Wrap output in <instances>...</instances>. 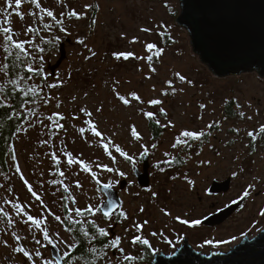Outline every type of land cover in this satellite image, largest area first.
I'll return each instance as SVG.
<instances>
[{
	"label": "rangeland",
	"instance_id": "obj_1",
	"mask_svg": "<svg viewBox=\"0 0 264 264\" xmlns=\"http://www.w3.org/2000/svg\"><path fill=\"white\" fill-rule=\"evenodd\" d=\"M28 1L22 0L21 8L17 9L14 0H11L12 7L9 9V0H0V28L10 27L14 37L19 38H22L26 25L33 28L34 22L31 21L36 22L39 9ZM53 1L54 8H45V1L38 0L45 9L66 16L69 11H76L80 16L79 19L67 16L68 36L74 43L80 38L85 40L86 55H79L83 51L79 45L66 46L67 59L54 78L48 66L58 60V51L50 56L49 65L48 62L45 64L46 74L40 80L36 77L33 81L32 78L26 81L31 85H38V82L58 84L60 91L48 94L46 99H51L45 105L40 95L35 97L32 109L29 104L23 107L22 111L29 121L13 135L12 156L7 161V171L0 170V264H7V257L11 255H14L12 264H57L51 258L52 246L43 240L42 231L31 222L24 223L27 215L44 221L41 229L48 230L63 261L70 262L64 261L63 264H83L71 256L76 243L64 228L65 224L83 220L104 227L109 233L108 238L121 240L119 248L123 249V253L119 248L109 246L99 264H126L125 255L134 258L140 248L146 246L139 243L133 245L131 240L135 236L148 240L147 246H150L153 255L161 251L173 252L180 245L181 237L191 233L181 227L178 219L170 221L171 218L189 216L191 221H196L210 212L212 206L215 210L230 202H239L245 191H248L250 200L233 219L245 225L236 234L246 229L251 232V238L254 233L257 236L264 226V215H261L264 212V132L261 131L264 129V78L259 76L258 71L222 79L214 77L193 52L187 30L179 27L173 18L176 12L179 15L181 11L180 0H98L93 18L95 23L89 36H82L80 32L89 33L83 24L84 17L88 21L92 18L88 7L79 12L70 6L68 0ZM90 2L87 0L88 5ZM80 4L84 5L82 2ZM17 12L21 15H16ZM27 12H32L34 18L25 16ZM174 26L177 31L171 33L173 43L169 47L162 46L160 35L167 28L174 29ZM30 40L31 43L25 42L27 49L36 44V40ZM133 40L136 42L133 43ZM148 43L163 50L161 57L157 58L154 51H147ZM3 47L0 34V68H3ZM92 52H95V56ZM121 53L132 55L127 60L122 56L116 59V55ZM148 56L153 57L151 61L147 59ZM153 67L155 72L151 71ZM80 70L94 77L82 79ZM176 72L191 83L181 82L174 75ZM67 75L71 80L67 79ZM6 80L4 72L0 71V82ZM65 82L67 85H64ZM133 93L140 97L139 101L132 99ZM120 96L128 99L129 104L125 105L118 98ZM151 99H161L163 103L153 106L149 104ZM61 103L63 105L57 107ZM230 103L233 105L232 116L227 117L224 107ZM161 108L167 115L160 112ZM146 111L154 113L151 121L156 123L159 120L160 123L156 125L163 130L157 142L150 143L153 162H161L162 165L171 161L169 164L173 170L169 172L170 176L157 179L154 183L156 198L133 192L125 195L121 212L127 219L120 217V212L107 220L99 213L90 215L84 210L99 207L105 198L98 191L100 185L107 183L117 189L119 153L115 151V146L129 151L131 156L136 147H144L149 137L148 118L143 115ZM87 112H91L92 116H87ZM54 114H59L63 119H50ZM89 120L96 124L103 139L95 137L88 129ZM60 124L62 128L58 127ZM81 128L85 129L83 134ZM133 128L140 135L139 140L132 137ZM184 131L203 135L199 140H189L187 144L174 148L172 145L177 138L184 139L180 135ZM248 133L253 135L249 136ZM108 141L112 143L105 152L102 145ZM65 153H71L74 159L88 164L91 174L82 171L79 164H73L69 169ZM53 155L60 161L59 165L52 159ZM100 166L111 167L114 171H104ZM17 167L20 168L19 173ZM58 170L64 171L66 176L60 177ZM21 174L33 191L38 193L40 200L28 191L20 179ZM92 174L99 179V185L92 179ZM230 175L234 179L226 180ZM215 181H229L226 191H230L229 194L216 199L206 197ZM77 182L81 185L79 188L76 187ZM65 187L68 189L66 192ZM198 198H202V201L199 202ZM151 199H155V202L151 203ZM16 204L21 205L26 215L17 213ZM208 206L211 207L208 209ZM78 209L83 215H76ZM57 215L61 217L60 220L55 219ZM114 223L118 224L113 234L111 229ZM137 225L142 226L139 231ZM229 227L230 224L213 234L218 237L228 234ZM156 234L162 235L160 241L156 240ZM166 234L176 238L173 242H165ZM205 238L202 235L194 236L193 241L198 245L189 241L193 248L200 251L204 246L202 239ZM37 239L41 241L40 244L36 243ZM61 240L65 243H60ZM241 241L242 238L236 235L232 242L223 245L207 242L201 253L226 254ZM73 243L75 247H66V244ZM16 247L25 248L33 260L27 261L22 254L16 253ZM37 251L40 256L35 255ZM86 251L88 264H93L92 244ZM65 252L69 254L65 255Z\"/></svg>",
	"mask_w": 264,
	"mask_h": 264
},
{
	"label": "water",
	"instance_id": "obj_2",
	"mask_svg": "<svg viewBox=\"0 0 264 264\" xmlns=\"http://www.w3.org/2000/svg\"><path fill=\"white\" fill-rule=\"evenodd\" d=\"M181 11L176 19L179 27L185 28L191 39L192 50L206 65L213 76L222 79L258 71L264 78V0H180ZM59 45V58L49 65L52 76L67 57L65 44ZM141 188H148L147 175L139 176ZM229 181L213 182L210 195L227 193ZM105 201L100 214L108 210L111 202L113 209L109 217L120 212L122 202L117 191L111 187H99ZM245 198L223 209L215 216L204 220L205 226H218L226 221L244 203ZM115 216V215H114ZM104 217V216H103ZM105 218V217H104ZM114 224L111 232L114 234ZM171 255H160L153 264H264V226L260 233L249 240L239 243L227 252L210 254L192 250L187 242ZM51 258L57 264L63 259L56 248H51Z\"/></svg>",
	"mask_w": 264,
	"mask_h": 264
},
{
	"label": "trees",
	"instance_id": "obj_3",
	"mask_svg": "<svg viewBox=\"0 0 264 264\" xmlns=\"http://www.w3.org/2000/svg\"><path fill=\"white\" fill-rule=\"evenodd\" d=\"M44 1H45V8H54L53 0H44ZM68 2L71 7L77 9L79 12H81L84 8L88 7L89 9L88 13L92 16V18L90 21H88L87 18L83 16L85 19L83 24H84V29H88L89 33L86 31L84 33L82 31L80 32L82 36L83 35L89 36L92 31V26L94 27L93 18L95 16V11L98 8L99 1L91 0L89 5L87 3V0H68ZM81 2L84 4L83 6L80 4ZM28 3L31 4L30 0L28 1ZM54 15L58 20L63 21L62 26L66 29V32H61L59 30L61 25L56 24L51 18H48L46 16V13L42 15V13L39 10L36 22L31 21V23L34 22V27L32 28L31 25H26L24 28L25 29L24 32L21 34L22 38H19V36L14 37V39H17L19 41H25L26 43H28L29 39L36 40L35 45L37 47L36 48L31 47L29 49V51L31 52L30 57H25L23 55H20L19 58H17L16 51L10 49L13 52V55L9 56L8 59H5V56L7 54L3 50L4 60L2 66H4V64L8 65V69L3 71L4 76L6 77L7 80L4 83L0 82V88H3V91L0 92V170H2L3 172L7 171V161L12 156L11 146H12L13 135L20 128L21 125L29 121V117L26 115L25 112L22 111V109L27 104H29L30 109H32L35 104V97H37L32 95L31 92H29L27 96H25L24 94L25 91H27L29 86L31 85V83L30 84L26 83V81L29 80L28 77H31L32 81L35 80L36 77L39 79L42 78L46 74L45 64L48 62L49 65L50 56L54 55L55 52L59 51L60 43L62 42L64 43L67 39H70L71 43L65 44V46L72 47L74 45H79L83 50L79 55L83 57L86 55L84 53L85 45H86L85 40L80 38L79 40L76 41V43H74L71 37L68 36L69 31L67 29V26L69 23V18L66 15L58 12H54ZM25 16L31 19L34 18L32 12H27ZM43 16L44 18H41ZM177 17L178 15L176 12L173 18L176 20ZM45 25H51V28L46 29ZM28 28H32L34 30L31 33V35H29V33L27 32ZM174 29L173 27L167 28L166 31L160 35V43L162 46L169 47L173 43L171 33L177 31L175 26ZM79 41H84V43L81 44L79 43ZM39 48H43L44 51L40 52ZM27 61H30L31 67L35 68L33 73L27 72V68L29 66V63ZM36 71H39L40 74L36 75L35 74ZM5 72L7 74H5ZM82 74H83L82 79L94 77L83 71ZM69 76H67V79L71 80ZM20 77H25V79L20 80L19 79ZM14 79L17 81L16 85L10 83V81ZM21 81H24L23 85H20ZM62 105L63 104L61 103L59 106L61 107ZM231 110H233L232 103H230L229 105H225L224 112L226 113L227 117L232 116ZM151 127L152 130L155 131L156 136H159L161 132H163V130L160 129L158 126L154 125ZM64 228L71 229L70 231H68V233L71 234L73 241L76 243L74 253H72L74 258L78 261L80 260L81 263L83 264H88L87 262L88 252L86 250L88 246L92 244L91 254L93 255L92 257L93 264H99L100 260L104 257L105 252H107L106 248L109 247L107 246L109 245L107 243L108 236L102 237L97 232L98 228H104V227L99 226L95 222L89 223V221L83 220L82 222L79 223L76 222V223L65 224ZM84 232H88L89 236L85 237ZM92 237H94V239Z\"/></svg>",
	"mask_w": 264,
	"mask_h": 264
},
{
	"label": "snow or ice",
	"instance_id": "obj_4",
	"mask_svg": "<svg viewBox=\"0 0 264 264\" xmlns=\"http://www.w3.org/2000/svg\"><path fill=\"white\" fill-rule=\"evenodd\" d=\"M31 4L35 5V7L37 9L40 10L41 13H46V16L48 18H51L56 24L58 25H61L60 26V31L61 32H66V29L62 26L63 25V21H60L56 18V16L54 15V12L51 11V10H48V9H45L43 7H41V4L38 2V0H30ZM14 3H15V7L17 9L21 8V4H22V0H14ZM12 7V2L11 0H9V3H8V8L11 9ZM16 15L20 16L21 13L17 12ZM67 16L68 17H75L77 19L80 18V16L78 15V13L76 11H69L67 13ZM21 18H23L21 16ZM43 18V17H41ZM5 23H7V21H5ZM93 23H95V21H93ZM45 28L46 29H50L51 28V25H45ZM34 30L32 28H28L27 29V32L29 34H31ZM141 31H148V29H141ZM0 34H2V41H3V44H4V52L7 54L5 56V59H8L9 56L13 55V52L11 50H15L16 53H17V58H19L20 55H23L25 57H30L31 56V52L29 51V49L26 48L25 46V41H19L17 39H14V33L12 31V29L10 27H2L0 28ZM133 43H135L136 41L133 40L132 41ZM28 43H31V40L29 39L28 40ZM79 43L83 44L84 41H79ZM37 46L35 44H33V48H36ZM146 48H147V51L148 52H153L154 51V54L157 58L161 57L162 53H163V50L162 49H158L156 48V46L152 43H148L146 45ZM11 49V50H10ZM39 51L40 52H43L44 49L43 48H39ZM89 51H92L91 49H89ZM92 55L95 56V52H92ZM132 54L131 53H121V54H118L116 55V59H120L121 56L123 57V59L127 60L129 59V57L131 56ZM90 59V57H88ZM152 56H148L147 59L149 61L152 60ZM42 59V58H41ZM29 63V66L27 68V72L28 73H33L34 72V69L31 67V62L30 61H27ZM6 69H8V65L7 64H4L3 68H0V71H5ZM151 71L155 72L156 69L153 67L151 68ZM5 74H7L5 72ZM36 75H39L40 72L39 71H36L35 72ZM174 75L181 81V82H187V83H191L190 81H186L185 80V77L179 73V72H176L174 73ZM20 80H24L25 77H20L19 78ZM28 79H31V77H28ZM10 83H12L13 85H16L17 81L14 79V80H11ZM171 86V84L169 85ZM39 85H30L28 90L25 91V96L28 95L29 92L32 93V95L34 96H38L39 95V92L37 91ZM47 87L48 88H57L59 87L58 84H54V83H50V84H47ZM3 91V88H0V92ZM125 105H128L129 104V100L128 99H125L123 96H120L118 97ZM48 99H51V97H49ZM48 99H45V104L48 102ZM132 99L133 100H136V101H139L140 100V97L138 95H136L135 93L132 94ZM163 103V101L161 99H151L149 101V104L150 105H161ZM57 107H59V104H57ZM201 107H203V105H201ZM81 111H85L84 109H81ZM160 112L164 115H167L164 110L161 108L160 109ZM35 114V113H33ZM87 116L91 117L92 116V113L91 112H87L86 113ZM144 117L148 118L149 120H152L154 118V113L151 112V111H146L143 113ZM241 115H243V113H241ZM50 119H55V120H62L63 117L60 116L59 114H54V117H50ZM157 124H159V120L156 121ZM88 124V129L91 130L92 134L95 136V137H100L101 139H103V136H102V133L100 131L97 130V126L96 124L92 123L90 120L87 122ZM58 127L62 128L63 125L60 124L58 125ZM209 127H211V125H209ZM262 132H264V129H261ZM80 132L81 134H83L85 132V129L84 128H81L80 129ZM132 137H134L135 139L139 140L140 139V135L137 133L136 129L133 128L132 129ZM181 137H183L184 139H180V138H177L175 143L172 145L174 148L177 146V145H182V144H187L189 140H193V141H196V140H199L200 137L203 135V133H197V132H194V131H184L182 132L181 134ZM249 136H252L253 134L252 133H248ZM112 141H108L107 143L103 144V148L105 150V152H108V145L111 144ZM153 148L156 147V145H152ZM115 151L117 153L120 154L121 157H123L125 160H130L131 157L129 156V154H127L126 152H124L119 146H115ZM66 157H67V166L69 169H71L72 165L73 164H79L80 165V168L82 171H85V172H89L91 174V169L89 168L88 164L84 163L82 160H79V159H74L73 158V155L71 153H65ZM13 159H15V157H13ZM52 159L56 162L57 165L60 164V161L57 159V157L55 155L52 156ZM113 162H115L113 160ZM167 163H171V161H167ZM102 167V169L104 171H107V172H113L114 170L111 168V167H107V166H100ZM16 171L19 173L20 172V168L17 167ZM58 175L60 177H65L66 176V173L64 171H59L58 170ZM120 175H123V173H120ZM20 179L25 183V185L27 186V189L28 191L37 199V200H40V196L38 195V193H36L35 191H33V187L29 184V182L25 179V177L21 174L20 175ZM92 179L95 180V182L99 185L100 184V181L99 179L94 175L92 174ZM55 182V181H54ZM189 183H192V181H188ZM62 183V181H61ZM81 185L79 182H77L76 184V187L79 188ZM102 187L107 190L108 188L111 187V184H103ZM64 191H68L67 187H65ZM249 193L248 191H245L244 192V195L241 197V199H243L244 197L248 196ZM75 202V201H74ZM113 204L111 202H108L107 204V209L108 210H105L103 211V216L105 218L109 217L110 214H111V210L113 209ZM15 208L17 210V213L21 216H24L26 215L24 209L21 208V205L20 204H16L15 205ZM84 211H86L87 213H89L90 215H93L95 216L96 213H99L101 212V208L99 207H87ZM141 211H143V209H141ZM167 214V213H166ZM76 215L77 216H81L83 215V212H81L79 209L76 211ZM261 215H264V212L261 213ZM121 216H124L125 219H127V217L125 216V214L123 212H121ZM55 219L56 220H60L61 217L60 216H55ZM28 222H31L32 225L35 226L36 229H40L43 233V240L47 241V243L49 245H51L53 248H56L57 245L53 242V240L50 238V235H49V232L47 229H41V225L44 223V221L42 219H38V218H34L32 215H27L26 216V220L24 221V223H28ZM9 223H11V221H9ZM77 223H79V221H77ZM89 223H92L91 221H89ZM146 223V222H145ZM180 223H185L184 220H181ZM198 223V221L196 222ZM141 225H137V231H139L141 229ZM71 229H66V231H70ZM97 232L99 233L100 236L102 237H107L109 235V233L104 229V228H98L97 229ZM57 235V239H59V233L56 234ZM84 236L85 237H88L89 236V233L88 232H84ZM94 239V237H92ZM17 240L19 241V237H17ZM36 243L37 244H40L41 241L39 239L36 240ZM60 243H65V241L61 240ZM121 243V240L120 238H116L114 240H112L110 242V245H107V246H110L112 248H119V245ZM131 243L133 245L135 244H141V245H147L148 244V240L146 239H142L140 236H135L132 240H131ZM66 247L68 248H71V247H75V244H66ZM14 251L16 253H20L22 254V256L24 258H26L27 261H32L33 260V256L27 251L25 250V248L23 247H16L14 248ZM119 251L123 252V249L122 248H119ZM69 253L65 252V255H68ZM36 256H40V252L37 251L35 253ZM124 260L125 261H132L134 258L132 256H128V255H125L124 257Z\"/></svg>",
	"mask_w": 264,
	"mask_h": 264
},
{
	"label": "flooded vegetation",
	"instance_id": "obj_5",
	"mask_svg": "<svg viewBox=\"0 0 264 264\" xmlns=\"http://www.w3.org/2000/svg\"><path fill=\"white\" fill-rule=\"evenodd\" d=\"M56 75H57V72L55 73L54 76H51V77L54 78ZM67 76H69V75H67ZM65 81H67V79ZM38 85H39V87L37 89V91L39 92L38 96L42 95V101H45L48 94H53V93H57L60 91L59 87H57L55 89L48 88L47 84H45L44 82H38ZM64 85H67V82H65ZM43 105H45V102H43ZM154 125L157 126L155 122L149 121V119H148L147 128H148L149 137H148L147 141L144 142L143 148H140V146L136 147V149L134 151L135 153L133 156L130 155L129 151L126 152L131 157L130 160H125L119 154V159H118L119 170H118V174L116 175V180H117V186L116 187H117V189H115L112 186H111V188L117 191L118 197L122 202V206L120 209V217H121V210L124 206V199L123 198L125 197V195H127L130 192H133V193L140 194V195H149V197H151V198H153L155 196V198H156V193H154V183L156 182L157 179L162 180L163 178H168L170 176L169 172L173 170L172 165L169 163H163L162 165H160L161 162L158 164L153 162V154L150 151V147H151L150 143L151 142H157V139L162 134V132H161V134L159 136H156L155 131L152 130V127H151ZM161 138H162V136H161ZM120 173H123V175H120ZM143 174L147 175L148 188H146V189L141 188L140 184H139V176L143 175ZM232 179H234V177L233 176L231 177V175H230V176H227L226 180L230 181ZM218 182L222 183L223 181H218ZM211 186H212V184H211ZM211 186L209 187V190H210ZM209 190H208L206 197H213L214 199H216V197L221 196L223 194H229V192H230L229 191L227 193L210 195ZM244 198H245V201L240 206L241 208H238L239 210H237L226 221H224L222 224H220L218 226H205L203 224V222L205 219H207L211 216H215L216 214L223 211V209L227 208L226 206H228L229 204L230 205L234 204L233 202H235V201L230 202L225 206L223 205L219 208H216L215 210L213 209L214 208L213 206L212 207L208 206V209L211 207V211L207 212L205 215L201 216L196 221H191L189 216L178 215L175 218H171L170 221L177 220V219L179 221L184 220L185 223H181L182 224L181 227L185 228L189 233H191V235H184L181 237L182 241H181L180 245L173 252H175L176 250L183 247L185 244L184 242H187L186 244L192 250H194L196 252H201V251H204L203 247L208 245L207 242H209L212 245H215V244L223 245V244L232 242L234 240V238L236 237V235H237V237L240 236L242 238L241 242H244V240H246L248 238L250 240L251 239V237H250L251 232L246 231V229L244 231L240 232L239 234H236L240 231L241 227L244 226L245 224L241 221H239V222L233 221V219L235 218L237 213H239L241 210H243V208H245L246 204L250 200L248 196H246ZM198 201L201 202L202 198H198ZM150 202L151 203L155 202V199H151ZM140 206H142V203H140ZM119 220L120 219L118 218L117 221H119ZM197 221H198V223H196ZM229 224H230V227L228 229L229 230L228 234H224L221 237H218L217 235L215 236L213 234L214 231L223 229L224 227H228ZM120 225H121V223H120ZM228 230H226V231H228ZM199 235L206 236L205 239H202L204 242V246L201 247L200 251L193 248L191 246L192 243L189 241V240H191L193 243H195L193 241V238H194V236L198 237ZM155 237H156L157 241H160L162 235L156 234ZM113 238L110 239L107 237V243L109 244L113 240ZM175 238L176 237H173V235H171V234H168V235L166 234L165 235V242H167V241L173 242V240ZM164 245H165V243H164ZM195 245H198V243H195ZM149 252H150V255H149ZM173 252L164 253L161 251V252H158L155 255H153L154 253H152L150 246L146 245L144 247H141L139 252L137 253V255L134 257V259L132 261H127L126 264H153L155 261V258L157 256H160V255H166L167 256V255H171ZM121 253H123V252H121ZM111 254L114 255L115 253L111 252ZM71 256H72V254H71ZM149 256H150V258H149ZM13 257H14V255L7 257V264H12ZM152 257L154 259L150 262ZM64 261L69 262L68 260H64ZM17 264H20V262Z\"/></svg>",
	"mask_w": 264,
	"mask_h": 264
},
{
	"label": "clouds",
	"instance_id": "obj_6",
	"mask_svg": "<svg viewBox=\"0 0 264 264\" xmlns=\"http://www.w3.org/2000/svg\"><path fill=\"white\" fill-rule=\"evenodd\" d=\"M65 40H66V39H65ZM62 43H63V42H62ZM60 44H61V43H60ZM58 52H59V51H58ZM66 52H67V50H66ZM65 60H66V59H65ZM62 64H63V63H62ZM50 65H53V64H50ZM59 69H60V68H59ZM59 69H58V70H59ZM56 72H57V71H56ZM100 186H102V185H100ZM98 191H100V190H98ZM104 201H105V198H104L103 202H104ZM103 202H102V203H103ZM102 203H101V204H102ZM235 203H236V202H235ZM101 204H100V206H101ZM231 205H232V204H231ZM100 206H99V207H100ZM99 214H100V212H99ZM100 215H101V214H100ZM101 216H102V215H101ZM115 216H116V215H115ZM113 217H114V216H113ZM102 218H104V217L102 216ZM104 219L107 220L106 218H104ZM114 224H117V223H114ZM114 224H113V226H114ZM69 234H70V233H69ZM70 236H71V234H70ZM71 237H72V236H71ZM72 239H73V238H72ZM202 254H203V253H202ZM209 254H210V253H209ZM209 254H207V255H209ZM204 255H205V254H204ZM69 263H70V262H69Z\"/></svg>",
	"mask_w": 264,
	"mask_h": 264
}]
</instances>
